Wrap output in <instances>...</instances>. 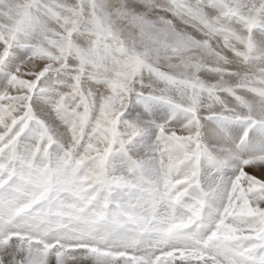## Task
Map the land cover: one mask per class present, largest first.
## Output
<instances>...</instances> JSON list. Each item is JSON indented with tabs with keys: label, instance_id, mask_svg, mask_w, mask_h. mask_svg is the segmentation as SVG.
<instances>
[{
	"label": "snow or ice",
	"instance_id": "snow-or-ice-1",
	"mask_svg": "<svg viewBox=\"0 0 264 264\" xmlns=\"http://www.w3.org/2000/svg\"><path fill=\"white\" fill-rule=\"evenodd\" d=\"M0 264H264V0H0Z\"/></svg>",
	"mask_w": 264,
	"mask_h": 264
}]
</instances>
